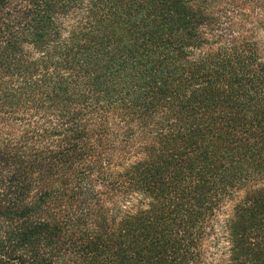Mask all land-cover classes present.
Masks as SVG:
<instances>
[{
    "label": "trees",
    "instance_id": "obj_1",
    "mask_svg": "<svg viewBox=\"0 0 264 264\" xmlns=\"http://www.w3.org/2000/svg\"><path fill=\"white\" fill-rule=\"evenodd\" d=\"M0 264H264V0H0Z\"/></svg>",
    "mask_w": 264,
    "mask_h": 264
},
{
    "label": "rangeland",
    "instance_id": "obj_2",
    "mask_svg": "<svg viewBox=\"0 0 264 264\" xmlns=\"http://www.w3.org/2000/svg\"><path fill=\"white\" fill-rule=\"evenodd\" d=\"M21 131L23 132V128H20V126H17L16 128H9V129H3V133H7V134H18V132Z\"/></svg>",
    "mask_w": 264,
    "mask_h": 264
}]
</instances>
